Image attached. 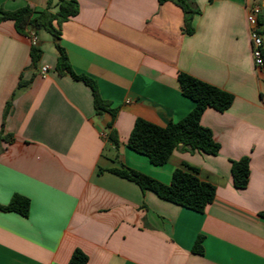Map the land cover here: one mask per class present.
I'll return each mask as SVG.
<instances>
[{
  "label": "crops",
  "instance_id": "0c3cea01",
  "mask_svg": "<svg viewBox=\"0 0 264 264\" xmlns=\"http://www.w3.org/2000/svg\"><path fill=\"white\" fill-rule=\"evenodd\" d=\"M59 1L51 0V12ZM77 1L79 14L56 25L59 43L74 71L119 110L120 147L102 138L111 116L97 117L91 89L55 72V41L37 35L43 56L33 68L31 39L1 22L0 206L21 195L31 208L28 217L0 211V264H69L76 250L87 264H264V68L255 66L249 25L251 8L264 15V0H195L201 13L192 35L170 2ZM48 3L0 0V8ZM179 73L233 94L234 103L202 116L221 146L217 156L177 150L154 166L128 140L139 118L165 127L194 109ZM21 80L30 85L4 119ZM245 157L250 178L240 190L232 161ZM121 164L166 185L188 165L216 187V199L202 214L185 209L108 172ZM199 236L203 255L193 252Z\"/></svg>",
  "mask_w": 264,
  "mask_h": 264
},
{
  "label": "trees",
  "instance_id": "16d2710c",
  "mask_svg": "<svg viewBox=\"0 0 264 264\" xmlns=\"http://www.w3.org/2000/svg\"><path fill=\"white\" fill-rule=\"evenodd\" d=\"M158 1L160 4L170 2L181 8L184 13L186 33L188 35L194 34V20L201 13L195 0ZM210 2H213V0H210ZM51 8V0H49L48 8L45 10H34L25 7L14 12H8L0 8V23L13 21L17 33L23 37L30 38L32 32L38 35L39 31L42 30L53 37L57 51L55 72L59 76H70L76 81L83 82L91 89L97 117L104 114L111 116V121L105 129L107 133L105 139L116 149H119L120 139L115 128L119 110L113 108L109 101L102 98L95 80L74 71L65 48L59 43L61 33L56 25L76 17L80 12L79 3L77 0H60L58 10L55 13L51 12ZM258 21L264 40V15H260ZM262 52L264 57V46ZM30 55L32 67L37 68L43 56V50L39 45H32ZM178 82L183 96L195 103L194 109L181 121L171 122L165 127L157 126L139 118L136 120L128 140V148L135 153L146 156L154 166L167 164L169 158L177 150L191 153L201 152L212 156H217L221 151V146L214 140L212 131L204 127L201 120L206 110L210 108L220 113L229 110L234 103V95L186 73L178 74ZM29 85V82L20 81L15 93L7 103L4 119L8 115L15 98ZM184 166L185 170L176 169L173 172L169 185L135 171L124 164L108 172L135 183L144 192L151 191L165 201L202 214L215 201L216 187L203 181L199 177L198 169L188 165ZM100 173H104V170H100ZM232 177L235 188L240 190L247 188L250 178V159L248 157L232 161ZM30 208L31 201L29 198L14 195L8 205L0 206V211L14 212L23 217H28ZM261 216L264 217V213ZM203 242L204 237L199 236L193 247L195 254H204ZM87 263L88 256L80 250H76L69 261V264Z\"/></svg>",
  "mask_w": 264,
  "mask_h": 264
},
{
  "label": "built area",
  "instance_id": "2783aa9c",
  "mask_svg": "<svg viewBox=\"0 0 264 264\" xmlns=\"http://www.w3.org/2000/svg\"><path fill=\"white\" fill-rule=\"evenodd\" d=\"M261 14H262L261 7L255 6L251 8L250 16H249L250 35L252 40V53H253L254 63L257 69L264 68V57L262 52L264 46V40L261 34V29L258 21V18ZM30 39L33 46H38V37L34 32L31 33ZM49 71L50 68L48 66H45L41 69V75L46 76L48 75ZM106 137L107 134L102 133V138L105 139Z\"/></svg>",
  "mask_w": 264,
  "mask_h": 264
},
{
  "label": "rangeland",
  "instance_id": "374dc122",
  "mask_svg": "<svg viewBox=\"0 0 264 264\" xmlns=\"http://www.w3.org/2000/svg\"><path fill=\"white\" fill-rule=\"evenodd\" d=\"M39 35H41V36H47L49 39H51V40L54 41L53 37L48 32H46L44 30L39 31Z\"/></svg>",
  "mask_w": 264,
  "mask_h": 264
}]
</instances>
